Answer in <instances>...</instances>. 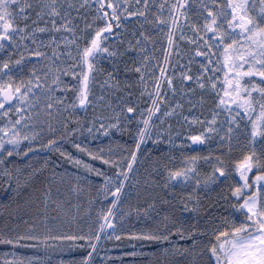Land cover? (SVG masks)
I'll return each mask as SVG.
<instances>
[{"label": "snow or ice", "instance_id": "6c2138e0", "mask_svg": "<svg viewBox=\"0 0 264 264\" xmlns=\"http://www.w3.org/2000/svg\"><path fill=\"white\" fill-rule=\"evenodd\" d=\"M260 3L262 6L256 11L257 5L250 0H212L211 6L200 3L199 8L192 12L190 0H174L171 4L163 0L154 14L156 19L149 20L148 0H143V9L137 8L135 11L124 7L122 0H0V51L11 49L7 51L6 58L0 59V120L3 121L0 124V165L5 166V176L8 177L5 182L10 183L12 179L6 166L7 158L13 154L27 156L39 148L57 152L77 167L83 165L86 170L102 175L104 181L96 194L102 195L105 200L111 197L110 207L106 210L102 208L99 212L96 221L98 227L90 226L87 232L53 234L47 224L48 204L51 201L57 208H62L63 203L52 199V187L49 186L36 199L42 205L44 223L29 225L28 231L15 236L3 235L0 243L16 245L27 240L40 241L47 246L49 240L69 241L71 247L91 249L82 257L80 264H94L93 254L97 252L102 235L110 239L111 236L106 231L108 229L115 235L113 220L127 195L126 183L134 173V166L139 163L141 146L153 138V129L157 126L153 118L161 111V88L166 83L173 93L177 91L175 73L169 75L165 67H160L159 77H155L154 73L148 75V79L153 81L149 88L146 75L151 72V68L147 63L137 66L133 60V69L126 68V71L139 74L137 82L150 97L151 105L141 110L134 104L126 103L118 112L113 109L112 117L101 116L99 128L96 129H103L107 135L111 128L123 131L120 127L122 121L131 124L138 119L134 148H129L126 155L113 158L110 155L111 149L109 155H106L103 148L93 150L87 145L74 143L76 149L109 165L111 175L62 150L58 141L71 138L82 126L77 119V127L70 128L68 122L61 120L60 116L62 111L70 108L71 119L77 106L86 108L92 103V85L96 73L101 70L98 68L99 61L125 54L106 42L114 35V27L124 28L126 31V25L131 23L126 18L137 16L158 28L161 25L167 27V50L163 59L165 65L170 63L173 56L177 57V64L180 62L182 53L176 39L177 31L181 40H187L192 45L183 54L189 57L187 65L197 63L199 68L192 74L191 67L186 66V71L180 73L179 87L183 91L185 81H194V87L187 88V91L194 92L198 87L209 93L212 107L208 109L209 115H205L203 119L198 116L184 117L190 126L198 124L202 129L191 133L187 139L191 144L209 146L210 141L219 139L217 147L222 149L216 153L210 146L207 155L196 153L184 156V163L179 167L161 165L157 161L153 171L158 172L162 166L166 176L162 182H157L149 175L145 184L153 189H166L171 186V182H177L183 189L190 188L191 191H187L178 201L182 206L179 208L181 212L187 211L199 216L203 207L201 193L204 198L214 193L218 200L225 201L232 210L219 218L214 216L210 219L212 239L203 247L202 238L208 234V228H185L178 218L168 214L164 216L162 230L138 233L137 237L170 242L171 236L176 233L181 239L189 238L191 245L183 251L193 256L194 261L197 256L203 258L206 255V264H264V0H260ZM165 8L169 10L167 16L163 12ZM80 9L94 11L91 22H88L87 17L81 16ZM73 11L76 16L85 20L84 29L79 28ZM190 12L191 16L196 17L195 20L191 18ZM181 18L184 24L180 23ZM185 25L190 28L191 35H185ZM89 29L92 31H87ZM46 32L60 33V39L56 35H50L47 42L40 40L39 34ZM115 34L122 35L120 32ZM139 37L142 39L137 38L135 44L128 42L126 52H146L144 42L152 41L153 38L143 31ZM27 40L35 45L34 48H28L25 44L28 48L27 55L40 59L35 64L29 61L31 67L26 69L24 53H20L19 58H14V52ZM81 40L84 41L83 45ZM45 48H50V53L42 50ZM198 57L202 59L198 60ZM150 59V54L143 55V61ZM68 60L72 62L68 63ZM159 63L157 61V65ZM36 64H41L39 70ZM220 72H223V82L218 75ZM64 76L74 77L77 83L73 85L66 82ZM112 79V74L109 73L105 83ZM118 86V81L112 84V87ZM70 91L71 99L68 96ZM201 102L203 106V96ZM176 107L183 106L177 103ZM173 113L175 108H169L164 111L163 116ZM221 116L223 119H220ZM245 117L247 124L243 125L244 131L241 133ZM53 120L58 127L54 126ZM95 124L94 120L92 126L87 128L88 133H93ZM43 125L47 126V135H42L45 132ZM241 136L246 142L243 145ZM25 141L27 144L22 152L21 145ZM168 143L174 145L171 138ZM237 150L239 155H233ZM200 161L208 164L211 170L202 172ZM48 166L46 160L41 168L33 171L39 173ZM65 175L66 173H58L54 164L50 184L55 183L56 179L63 181ZM80 179L81 177H76L77 182ZM81 190L79 183L72 189L76 193ZM13 191L20 194L19 182ZM161 199L165 204H172L166 198ZM154 204L155 201L149 204V208ZM116 239L120 237L117 235ZM164 252L169 253V248L165 247Z\"/></svg>", "mask_w": 264, "mask_h": 264}, {"label": "trees", "instance_id": "16d2710c", "mask_svg": "<svg viewBox=\"0 0 264 264\" xmlns=\"http://www.w3.org/2000/svg\"><path fill=\"white\" fill-rule=\"evenodd\" d=\"M128 98L127 93L123 95ZM93 115V113H92ZM105 116V112L101 111L100 117ZM112 117V114L107 116ZM106 118V117H105ZM77 119L82 126L81 129L72 134L71 138L58 141V144L63 149V151L70 153H76L75 147L69 145L75 136L80 135L85 131L86 127L92 125L89 123V109L88 105L86 108H80L78 106L76 112V122L69 125V127H77ZM107 121V119L105 120ZM134 123H131V126ZM136 124H134L133 134L134 139L136 135ZM99 128V124L96 120L95 130ZM100 135L101 138H105V133L103 129L95 131ZM84 133V132H83ZM83 133L81 135H83ZM122 142H120L118 147V152L120 156L127 154L129 148H134V142L128 140V134H123ZM76 142V141H75ZM102 144V143H101ZM102 146V145H101ZM11 147V146H6ZM90 149L99 150L101 147L92 145L89 146ZM25 148L21 146V151L23 152ZM80 151V150H79ZM122 152V153H120ZM185 153V154H183ZM160 154V151L158 153ZM195 154L194 152L181 151L176 155L175 163L171 164L166 159L153 158L146 168H142L141 172L149 170L152 180L157 182L163 181L166 176L165 169L161 166L157 171H153V166L159 161L161 165L168 164L169 167H179L181 166V160L184 163V156ZM88 154L86 152H80V159L84 161ZM59 153L49 152L47 150H41L36 148L35 153H28L27 156L15 155L8 157L6 160L7 170L12 174V179L10 183L5 181L8 179L5 176V166L3 167V177L0 178V237L3 235L15 236L18 233H24L28 231L29 225L34 223L42 224L43 221V209L42 205L36 202L37 197H40L42 192L47 189V187H52V199L59 200L63 203L62 208H57L55 204L49 201L48 211H52V214L48 216L47 224L51 229L53 234L60 233H75L78 231L87 232L90 226L98 227L96 224L99 218L100 210L107 209L110 207V200H105L104 197L97 196V189L103 183L101 180L99 183H95L93 179L95 178H85L81 181L80 186L83 189V193L80 197H77V193L72 191L74 186L72 182H59L50 184V175L52 172V167L55 164L56 171H59L65 164ZM48 161L49 166L43 168L41 172L35 173L33 170L41 168L45 161ZM202 167L201 163H199ZM111 175V169L103 168ZM31 174V179L29 176ZM99 177V176H98ZM17 182L21 185L20 194L17 195L13 188L16 187ZM27 182V183H26ZM151 181H149V184ZM132 187V185H131ZM59 189V191H57ZM128 187V191H130ZM137 191L134 194H130V198L127 199V203L130 200V204L126 203L123 211L126 213L125 218V229L118 232L117 226H115V235L112 234L110 229V234L113 236L111 239H103V236L98 244L97 252L93 254L94 264H134L129 254L134 253L136 250V240L133 236H137L138 233H147L157 229L162 230V225L164 222V216L166 214L173 216L175 218H180L181 211L178 207L172 204H165L162 202L161 198H166L169 201L175 202L176 197L173 196L174 184H171L169 188H150L148 184L141 183L138 187L135 186ZM171 190L168 195L167 192ZM124 199V204L126 202ZM155 204L152 208H149V204ZM218 201L217 196H208L204 198L203 193H201V202L203 207L200 210L199 216H196L191 212H183L189 214L191 217V227L195 228H205L209 227L208 234H211L209 223L212 217L219 218L221 215H226V208H217L215 205ZM145 203L144 206H140L141 203ZM77 206H80L77 209ZM136 207V209H135ZM225 207V206H224ZM144 210V214L141 215L142 218L134 215L135 210ZM153 211H152V210ZM147 210V211H145ZM27 222V223H25ZM43 229H41L42 231ZM119 236L120 239H116L115 236ZM212 239L207 238L204 240L202 238L201 247L207 244L208 241ZM95 242V241H94ZM71 242L69 241H59V240H49L47 246L42 244L40 241H21L19 244L10 245L0 243V264H80V260L86 254V252L91 251V249L71 247ZM32 245H39L33 247ZM152 246L148 247V254L144 256L134 257L141 262V264H206L207 259L196 257L195 261L193 256L186 254L187 258H180L178 255L175 256H164V247L157 241H153ZM179 249L191 245V239L185 240L180 244H177ZM180 254V253H179Z\"/></svg>", "mask_w": 264, "mask_h": 264}, {"label": "rangeland", "instance_id": "374dc122", "mask_svg": "<svg viewBox=\"0 0 264 264\" xmlns=\"http://www.w3.org/2000/svg\"><path fill=\"white\" fill-rule=\"evenodd\" d=\"M80 14L81 16L87 17L88 22L92 21V16L94 15V11L93 10H85V9H80ZM73 16L76 17V22L79 24V28L80 29H84V24H85V20L81 19L80 16H76V12L73 11ZM43 23V22H41ZM98 23V22H97ZM87 31H92L91 29L87 30ZM50 35H56L57 39H60V33H41L39 34L40 36V40L47 42L49 40L48 37H50ZM81 45H83L84 41L81 40L80 41ZM63 46V45H62ZM28 49V48H27ZM50 53V51H48ZM19 57V56H18ZM28 58L30 56H27ZM1 59V56H0ZM112 61V60H111ZM111 61L107 58L101 59L99 61L98 64V68L101 69L100 71H98L96 73V78H95V82L92 85V94L90 96V99L92 100V103L88 105V109H89V123L91 122L90 125H92L93 121L97 120L98 124H100V114L101 111L105 112V116L106 118H108L107 116L114 115L113 109H115L117 112L119 111L120 108L124 107V105L126 103L130 104V99L129 97L126 98L124 96H122L123 94H126V90H124L123 92V87L120 88V86L118 87H112V84L115 83L113 80H111L109 83H105L106 80H108V74L111 73L112 71L110 70L109 72H107V70L104 69V67H112V63ZM68 63H71V60L67 61ZM26 69L31 67L30 65H25L24 66ZM37 69L39 70L41 68V64H38V66H36ZM117 74V73H115ZM63 79L66 82H70L71 84L75 85L77 82L75 80L74 77L71 76H64ZM127 86H124V89H126ZM115 93L117 94V96L115 95ZM69 99L72 98V93L71 91L68 93ZM101 97H103V99H100ZM78 108V106H77ZM77 108L75 111V114L71 117V119L69 118V113L72 111L70 108L68 109V111H62L60 119L67 121L68 124H72L74 122H76V112H77ZM93 113V115H92ZM154 123L161 129L159 130L157 128V126L153 129V138L147 140L142 146H141V153L139 154V163L138 165L134 166V173L131 174V178L130 180L126 183V187H125V192L127 193V195L123 198V204H124V199L126 198H130V194H134L137 189H135V186L137 184V186L139 187L141 183L149 179V175L150 172L149 170L143 171L141 172V169L144 167L146 168L148 165L150 167V161L152 160V155L153 158L155 159H159L161 156L162 158L166 159V161L168 162L169 160L171 161V164L175 163V159H176V155L178 152H181L180 150H178V146H179V140H188V137H184L182 138V134L184 133H190L191 130H196V131H200L201 126L198 124H192L190 126L189 121H186L185 119H175V120H164L167 122H171L170 125L168 124H164L165 127H161V123L160 119H156V117L153 118ZM2 120H0V124H2ZM107 122V121H105ZM163 122V123H164ZM175 122H179L182 123V128L180 129H174L172 127V125L175 124ZM54 126L55 125V120H53ZM132 123H138L137 121H134ZM159 124V125H158ZM185 124V125H183ZM43 127L45 128V132L42 133V135H47L46 132V125H43ZM120 127H122L124 130L120 131L117 128H111L108 131V134L105 135V138H101L100 139V135H98V133H96L95 128L93 129V133L90 134L87 131V127L85 129V131H83V135H77L74 137V139L72 140V142L69 144L71 146L74 145V143H81L83 145H87L92 146V145H96L99 146L101 148L104 149V152L106 155H109V149H111V153L110 155L114 158L116 156H120L119 152H118V147L120 142H122L123 138V134H128V140L134 142V134H133V128H134V124L131 126V124H128L127 122L122 121ZM104 131V130H103ZM169 134H171V137L169 136ZM136 136V135H135ZM157 136H159V139H157ZM169 138H171L174 141V145H170L168 143ZM126 140V139H124ZM76 141V142H75ZM149 141V144L147 143ZM213 141H217L216 139L210 141V143H212ZM102 143V144H101ZM216 143H219L216 142ZM27 142L25 141L21 146L23 148H25ZM102 145V146H101ZM6 146H11V145H6ZM74 147V146H73ZM63 150V149H62ZM76 153L70 152L71 155L73 157L80 159V152L78 149L75 148ZM158 151H160V154H156L158 153ZM222 151V149H216L215 152L218 153ZM122 153V152H120ZM201 155H207L208 152H197ZM185 154V153H183ZM233 155H239V150H237V152L233 153ZM123 156V155H122ZM63 161L65 162L64 166L57 171L58 173L61 174H65L66 175L63 177V181H61L60 179H56V181L59 182H72V185L75 186L77 183H81L82 180H84L85 178H95L93 179V181L95 183H99L101 180L104 181V177L102 175H97L95 172H91L86 170L83 165L77 167L73 162L69 161L67 158H63ZM82 161V160H81ZM83 162H86L88 164H90L92 167L101 170L102 172H106L105 170H103V168H108L109 165H106L103 163V161L101 160H97V159H93L92 157H90L89 155L86 156V159H84ZM168 165V164H167ZM201 171H210V167L208 164H201ZM169 166V165H168ZM3 165H0V178L3 177L4 173H3ZM238 175V174H236ZM79 176L81 177V179L77 182L76 177ZM99 176V177H98ZM53 180V177L50 175V182ZM137 181H139V183H137ZM162 182V181H161ZM171 184H174V188L172 193L173 196L176 197V201L173 202L172 204H174L175 206L178 207V210L180 207H182L181 205L178 204V201L180 198L184 197L187 193V191H191V189H183L181 187V185L179 183H175V182H171ZM132 185V187H131ZM128 187H130V191H128ZM82 189V188H81ZM83 193V189L77 193V197H80ZM171 193V190L169 192H167V194L169 195ZM129 195V196H128ZM214 193L210 196H213ZM127 203V199L125 202V205H122V208L119 212H117L113 222L115 224V226H117L118 232H120L122 229H125V218H126V213H123V211H127L126 209H124V207L126 206ZM130 200L128 201L127 204H130ZM144 202L140 204V206H144ZM172 204H170V206H173ZM203 204V203H202ZM217 206L216 209L218 208H226L225 203L223 200H218L215 204ZM225 206V207H224ZM80 206H77V209H79ZM136 209V207H135ZM152 210V209H151ZM153 211V210H152ZM180 211V210H179ZM228 212H226L227 214ZM48 216L52 214V211H48ZM144 214V210H135L134 215H136L139 218H142L141 215ZM180 218L179 221L182 222L184 224L185 228H192L190 225L191 223V216L187 213H180ZM49 219V218H48ZM205 228H208V226H205ZM108 235L111 236V238L113 237L110 234V229L106 230ZM211 235V234H210ZM209 236H205L203 237L204 240H206L207 238H210ZM103 236V235H102ZM116 237V236H115ZM110 238V239H111ZM134 240H136V250L134 251L133 255L129 254L131 259L133 260L134 264H141V262L139 260H137L135 256L141 257L144 256L145 254H148V247L152 246L151 244L153 243V241H149L143 238H138L137 236H133ZM103 239H109L106 238L105 236H103ZM189 238L186 239H181L180 236L176 233H173V235L170 238V242L169 241H157L160 244L163 245V247H168L169 248V253H164V256H175L178 255L181 259L182 258H187L185 257L187 253H185L183 250L185 247H183L182 249L178 248L177 244H180L181 242L188 240ZM188 247V246H187ZM180 253V254H179ZM200 257V256H198ZM203 258L207 259V256H203Z\"/></svg>", "mask_w": 264, "mask_h": 264}, {"label": "flooded vegetation", "instance_id": "af4514ba", "mask_svg": "<svg viewBox=\"0 0 264 264\" xmlns=\"http://www.w3.org/2000/svg\"><path fill=\"white\" fill-rule=\"evenodd\" d=\"M161 2H163V0H148L149 20L156 19V16L154 14L157 13ZM173 2L174 0H167L168 4H171ZM190 2L192 3V9H191L192 12H195L199 8L200 3H206V4H209L210 6L212 5V0H190ZM250 2L256 4L257 5L256 11H259V8L262 6L260 3V0H250ZM122 3H124V7L130 8L133 11H135L137 8L143 9L144 7L143 0H140L139 3H137V0H126V2L125 0H122ZM163 12H164V15L167 16L169 14L168 8H165ZM190 16H191V12H190ZM191 18L193 20L196 19L195 16H191ZM126 19L131 22L126 25L127 30L125 31L124 28L114 27L113 29L114 35L110 38L109 41L106 42L108 44H111L114 49H117L119 50V52L125 53V54L117 55L116 57L107 58L110 61L112 60L111 63L113 66L104 67V69L107 70V72H109L110 70L112 71V78H113L112 80L114 82L116 81L119 82L120 88L123 87V92L124 90H126V93L130 99V104L136 105L141 110L151 105L150 97L148 96L146 92H144V88L137 82V77L139 74L135 73V71H126V68L133 69V60H135L137 66L140 63H147L149 67L151 68V72L146 75V80L148 82L149 88H151L153 81L148 79V75H151L152 73H154L155 77H159L160 67H165L169 75H172L173 73H175L174 82L177 85V91L173 93L171 89L166 85V83H164V86L161 88V94L163 97V99L160 101L161 111L156 113L154 116L156 117V119L157 117H160L159 124L160 123L162 124L161 127H165L166 124L168 125L171 124V122H167V121L164 122V120L184 119V117L186 116L188 117L198 116L201 119H203L205 115H209L208 109L212 107L209 93L199 89L198 87L196 88L194 92L187 91V88L194 87V81H185V88L183 91H181L179 87L180 73L182 71H186V66L191 67L192 74H195L197 72V69L199 68V64L197 63H193L192 65H187V61L189 57L188 55L183 54L185 50H190L192 48V45L187 40H181L180 33L179 31H177L176 39L178 41V44L180 45V52L182 53L181 57L179 58L180 62L177 64L176 63L177 57L173 56L170 60V63L165 65L163 63V59H164V52L167 50V36H166L167 27L161 25L158 28L156 27L155 24L146 23L143 17L132 16V17H127ZM180 23L181 24L185 23L183 18L180 19ZM169 24H170V21H169ZM141 25H143V27H141ZM161 28H163L164 30L161 31ZM141 31L146 32L148 35L152 36L153 38L152 41L144 42L146 52L143 54L138 53L137 51H132V50H129L126 52L125 50L128 49V42L131 41L133 44H135L136 39L141 38L139 37V34ZM183 31L185 35L192 34L190 31V28L187 25H185ZM117 32L122 33V35L117 36L115 34ZM25 44L28 45V48L35 47V45L31 43V40H27L24 43H21L20 47L16 49L14 52V58H19L18 56L20 55V53H24V66L30 65L29 61L35 64L40 58L34 57V56H30L28 58L27 57L28 49L25 47ZM61 49L63 50L62 45H61ZM9 50L11 49L0 51L1 59L6 58V53ZM42 50L51 51L50 48H45ZM148 54L151 55V59L149 61H143V55H148ZM129 57H132V59H129ZM197 59L199 60L202 58L198 57ZM157 61L160 62L159 65H157ZM153 65H157V66L152 67ZM36 66H38V64H36ZM218 75L221 77V82H223L222 81L223 72L218 73ZM125 85L127 86L126 89H124ZM129 93H131V95H129ZM115 95L117 96L116 93ZM201 96L204 97L203 106L201 102ZM177 103H179L183 107L182 108L176 107ZM169 108H175V113H173L172 115L166 116V117L163 116L164 111L169 110ZM256 112L257 114L259 113V108L256 109ZM220 119H223V116H221ZM253 119H255V116H253ZM134 121L138 122V119ZM181 124L182 123L175 122V124L172 125V127L174 129H180L182 128ZM244 124H247V117H245V120L242 121V127L240 129L241 133H243L244 131V128H243ZM250 126L251 125L249 124L248 127L250 128ZM157 128L161 130L158 126ZM195 132H198V131L191 130L190 133H184L182 134V138L188 137L191 133H195ZM216 140L217 141H213L212 143H210L211 149L214 151L216 149H220L217 147L219 143H216L219 141V139H216ZM244 143L246 142L244 141L243 136H241V144L243 145ZM182 144H183V147L181 146ZM210 146L209 144L196 145V144H191V142L188 140H181V141L179 140L178 150L186 151V152L190 151L196 154L197 152H209ZM199 163L205 164L204 161H200ZM181 164H183L182 160H181ZM225 206H226L227 212L232 211L230 208H228L226 203H225Z\"/></svg>", "mask_w": 264, "mask_h": 264}]
</instances>
